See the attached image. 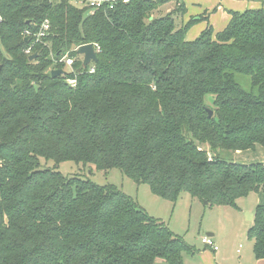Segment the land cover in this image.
<instances>
[{"label":"trees","instance_id":"trees-1","mask_svg":"<svg viewBox=\"0 0 264 264\" xmlns=\"http://www.w3.org/2000/svg\"><path fill=\"white\" fill-rule=\"evenodd\" d=\"M173 1L88 12L73 0H0V264H184L195 252L122 191L49 160L119 169L172 202L186 193L238 209L264 189V163L219 156L264 147V8L231 11L224 29L187 40L195 19L178 26L181 4L165 12ZM87 43L93 72L75 51ZM64 55L73 72L52 77ZM253 215L247 236L264 259V204Z\"/></svg>","mask_w":264,"mask_h":264},{"label":"rangeland","instance_id":"rangeland-1","mask_svg":"<svg viewBox=\"0 0 264 264\" xmlns=\"http://www.w3.org/2000/svg\"><path fill=\"white\" fill-rule=\"evenodd\" d=\"M184 1L188 4L191 15L190 18L186 16L185 22L195 19L186 33L188 39H191L195 35L198 36L206 27L205 19H197L198 15L200 16V12L197 13L198 4H202L206 0ZM176 6H179L178 1L170 2L165 7L174 12ZM180 19L178 17L176 20L177 25L181 24ZM214 22L216 26L220 24V19L217 18ZM81 57L79 55V58ZM235 79L244 90H251V82L248 76L235 74ZM211 101L212 96L206 95L205 104L210 106ZM257 147L262 149L261 152L256 149L240 151V154H237L239 151H221L219 156L227 161L245 164L256 163L260 162V153L264 156L263 147ZM205 149L208 150L207 147ZM43 167L57 170L64 176H79L100 185H112L128 195L136 206L148 215L160 220L175 237L196 251L193 253L194 255H182L185 264H237V261L242 260L243 257L244 264H251L246 259L251 256L253 260L255 257L253 241L247 236L251 222L246 221L245 216L246 213H250V210L253 211L257 204L264 203V196L261 194L255 196L253 193L238 199V209H233L230 206L204 204L203 201L186 193L172 202L154 194L148 185L135 183L116 168L98 171L93 165L89 166L73 161L55 163L52 160L43 162ZM207 233L215 235L214 238H210L214 239L213 241L217 244V252H213L203 245L201 239L207 236ZM238 246H242L239 253L236 252Z\"/></svg>","mask_w":264,"mask_h":264},{"label":"crops","instance_id":"crops-1","mask_svg":"<svg viewBox=\"0 0 264 264\" xmlns=\"http://www.w3.org/2000/svg\"><path fill=\"white\" fill-rule=\"evenodd\" d=\"M178 2H179V5L181 4V6L184 9L183 14L181 15V17H179V18H181L180 19L181 20L180 25H183L186 23L185 22L186 16L187 17L189 16V18L191 17L190 9L188 7V4L184 0H178ZM260 8H264V0H206V1L202 2V4H198L197 13L200 12V16L198 15L197 19H205L206 20L205 21V23H206L205 29L207 27H211L214 31H220L227 26V24L231 18V11L241 13V12H244V11L249 10V9H260ZM169 11L170 10H168V8H167L166 13ZM217 18L220 19V24H217L215 26L214 20H216ZM187 31H189V30H187ZM185 37L187 40H193L197 36L195 35L194 37H191V39H188V37L185 34ZM258 148L259 147H256V150H259L258 152H261L260 150H262V149H258ZM263 149H264V147H263ZM237 154H240V151ZM259 159H260V162L264 163V156H262L261 153H260ZM259 194L264 196V189L260 190L258 193H254L255 196H257ZM260 204H264V203L260 202ZM254 210L253 211L250 210V213L254 214ZM249 222H251V224H252V221H249ZM214 236L215 235L212 233V235H210L209 237L214 238ZM205 247H207V246H205ZM207 248H209V247H207ZM241 249H242V246H238V248L236 249V252L239 253L241 251ZM217 251H213V252H217ZM182 259L184 261L183 263L185 264V259L183 257H182ZM246 261H249L251 264H264V259H257L254 257V259L252 260L251 256H249L246 259ZM154 264H167V263L161 259H157ZM237 264H244V257L242 260L240 259L239 261H237Z\"/></svg>","mask_w":264,"mask_h":264},{"label":"built area","instance_id":"built-area-1","mask_svg":"<svg viewBox=\"0 0 264 264\" xmlns=\"http://www.w3.org/2000/svg\"><path fill=\"white\" fill-rule=\"evenodd\" d=\"M129 0H73V2L79 6V7H85L87 8L88 12H93L97 9L100 8H113L114 6H116L119 3H127ZM0 21H1V17H0ZM49 29V21L46 19L43 21V23L41 24V27L38 31V33L36 34V39L39 40L40 38L44 37L47 34V31ZM93 45V44H92ZM78 47L75 48V51L77 50ZM94 51L96 53V46L93 45ZM25 53H30V48L25 50ZM73 57H69L67 55H64L62 57H60L57 62L58 63H63L64 64V68L63 70H66L67 72H73ZM82 60V57H81ZM94 62H90L86 67L89 68V72H93L94 71V67L92 66ZM66 82L74 87L76 85V78L75 77H67L66 78ZM202 243L209 247L212 251H217L218 250V246L217 244L209 237V236H204L201 239Z\"/></svg>","mask_w":264,"mask_h":264},{"label":"water","instance_id":"water-1","mask_svg":"<svg viewBox=\"0 0 264 264\" xmlns=\"http://www.w3.org/2000/svg\"><path fill=\"white\" fill-rule=\"evenodd\" d=\"M76 53L78 55L82 56V65L84 67H86L91 61L92 62L97 61V56H96V53L94 51L93 45L91 43L80 45L77 48ZM35 56H36V54H32L28 57V59L32 60L35 58ZM50 73H51L52 77H58V76L64 74L65 71L63 69H52ZM207 111H208V116L211 117L213 114L212 110L207 109ZM203 203L208 204V202L206 200H204ZM245 219L247 221H252L253 220V214L246 213ZM206 235L210 236V235H212V233H207Z\"/></svg>","mask_w":264,"mask_h":264}]
</instances>
